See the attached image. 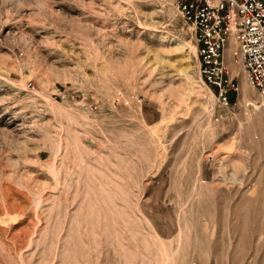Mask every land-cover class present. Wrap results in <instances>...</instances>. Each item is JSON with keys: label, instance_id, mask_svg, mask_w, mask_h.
I'll return each mask as SVG.
<instances>
[{"label": "rangeland", "instance_id": "obj_1", "mask_svg": "<svg viewBox=\"0 0 264 264\" xmlns=\"http://www.w3.org/2000/svg\"><path fill=\"white\" fill-rule=\"evenodd\" d=\"M177 4L0 0V264H264V97Z\"/></svg>", "mask_w": 264, "mask_h": 264}, {"label": "built area", "instance_id": "obj_2", "mask_svg": "<svg viewBox=\"0 0 264 264\" xmlns=\"http://www.w3.org/2000/svg\"><path fill=\"white\" fill-rule=\"evenodd\" d=\"M177 7L191 26L202 82L217 103L229 108L240 92L227 50L232 66L264 97V0H178Z\"/></svg>", "mask_w": 264, "mask_h": 264}, {"label": "bare ground", "instance_id": "obj_3", "mask_svg": "<svg viewBox=\"0 0 264 264\" xmlns=\"http://www.w3.org/2000/svg\"><path fill=\"white\" fill-rule=\"evenodd\" d=\"M228 51V50H227ZM227 51H226V59H227ZM213 92V91H212ZM243 94L244 95H247L248 94V90H247V88L246 87H244V89H243ZM213 96V95H212ZM260 107V106H259ZM256 110H258V109H256ZM210 196V195H209Z\"/></svg>", "mask_w": 264, "mask_h": 264}, {"label": "trees", "instance_id": "obj_4", "mask_svg": "<svg viewBox=\"0 0 264 264\" xmlns=\"http://www.w3.org/2000/svg\"><path fill=\"white\" fill-rule=\"evenodd\" d=\"M235 99V96H232V100H234Z\"/></svg>", "mask_w": 264, "mask_h": 264}]
</instances>
